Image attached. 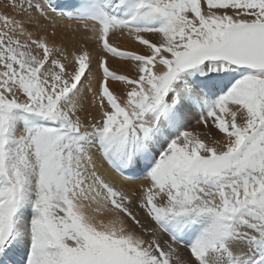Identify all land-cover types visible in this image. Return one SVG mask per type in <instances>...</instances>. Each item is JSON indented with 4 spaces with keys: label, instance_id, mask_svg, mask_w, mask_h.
Listing matches in <instances>:
<instances>
[{
    "label": "snow or ice",
    "instance_id": "obj_1",
    "mask_svg": "<svg viewBox=\"0 0 264 264\" xmlns=\"http://www.w3.org/2000/svg\"><path fill=\"white\" fill-rule=\"evenodd\" d=\"M0 264H264V0H0Z\"/></svg>",
    "mask_w": 264,
    "mask_h": 264
},
{
    "label": "bare ground",
    "instance_id": "obj_2",
    "mask_svg": "<svg viewBox=\"0 0 264 264\" xmlns=\"http://www.w3.org/2000/svg\"><path fill=\"white\" fill-rule=\"evenodd\" d=\"M62 3H70L73 2V0H61ZM121 43H127L126 41H121ZM190 126H195V120L192 121V124ZM143 181L138 179L136 181L137 184L142 183Z\"/></svg>",
    "mask_w": 264,
    "mask_h": 264
}]
</instances>
